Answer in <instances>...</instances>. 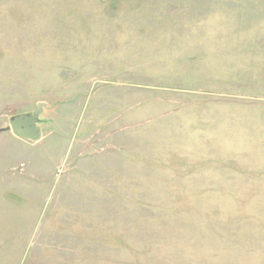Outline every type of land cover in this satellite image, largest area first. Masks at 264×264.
Instances as JSON below:
<instances>
[{"label": "rangeland", "instance_id": "1", "mask_svg": "<svg viewBox=\"0 0 264 264\" xmlns=\"http://www.w3.org/2000/svg\"><path fill=\"white\" fill-rule=\"evenodd\" d=\"M4 128L0 264H264V0H0Z\"/></svg>", "mask_w": 264, "mask_h": 264}, {"label": "water", "instance_id": "2", "mask_svg": "<svg viewBox=\"0 0 264 264\" xmlns=\"http://www.w3.org/2000/svg\"><path fill=\"white\" fill-rule=\"evenodd\" d=\"M46 104H39L38 110L33 114H24L13 117L10 121V130L24 140L38 143L43 138L42 128L39 126L42 122L41 116L45 110ZM7 131L5 128L0 130V134Z\"/></svg>", "mask_w": 264, "mask_h": 264}, {"label": "flooded vegetation", "instance_id": "3", "mask_svg": "<svg viewBox=\"0 0 264 264\" xmlns=\"http://www.w3.org/2000/svg\"><path fill=\"white\" fill-rule=\"evenodd\" d=\"M7 131H9V129L5 128Z\"/></svg>", "mask_w": 264, "mask_h": 264}]
</instances>
